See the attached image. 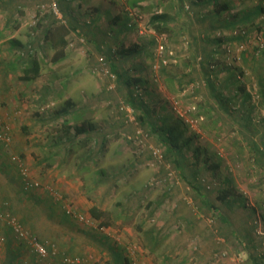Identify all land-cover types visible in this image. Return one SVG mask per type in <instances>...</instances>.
Masks as SVG:
<instances>
[{
	"label": "rangeland",
	"instance_id": "rangeland-1",
	"mask_svg": "<svg viewBox=\"0 0 264 264\" xmlns=\"http://www.w3.org/2000/svg\"><path fill=\"white\" fill-rule=\"evenodd\" d=\"M131 1L0 0V30L5 29L6 37L0 41V68L17 53L7 48L11 39L26 46L31 39L39 42L51 19L72 27L67 55L56 64L51 61L54 50L43 42L37 51L41 69L36 79L17 81V87L13 77L0 76V105L10 106L14 101L19 106L14 108L13 121L6 119L7 110L0 107V126L7 123L12 135L10 145L0 142V211L15 217L46 249L45 256L37 255L29 241L18 238L3 220L0 264H80L75 259L81 264H114V253L127 258L126 264H252L259 263V258L264 264V50L256 51L252 41L245 38L243 48L235 41L226 57L212 54L210 59L195 51L197 40L190 34L192 28L194 35L200 26L206 29L205 16L229 1L230 11L217 15L214 27L195 35L201 42L209 37L208 44L221 49L222 42L215 38L223 31L229 40L237 35L232 33L236 27L253 32L264 12L253 22L236 18L242 10L250 11L264 0H215L214 5L208 0V4L212 2L201 15L185 12L179 0H139L136 7ZM52 2L57 4L58 14L49 7ZM156 13L165 15L161 33L149 22L150 15ZM6 18L8 26L4 25ZM133 22L131 29L120 35L115 32L122 24L130 26ZM107 34L118 38H108ZM105 39L112 46L107 56L118 71L139 80L130 82L129 77L124 82V77L118 88L106 90V76L95 69ZM120 45L124 49L136 46L132 50L135 52L123 57ZM205 47L209 49L210 45ZM239 71L243 76H238ZM260 78L262 88L258 85ZM242 84L244 89H238ZM134 85L141 88L140 99L150 107L155 125L180 128L181 154L161 161L164 166L174 164V184L165 178L164 166L160 168L152 158L146 159L147 150L137 157L135 142L131 145L123 137L131 130L123 123L118 133L107 137L110 158L106 162L97 160L85 172H78L81 179L70 175L73 167H67L64 173L54 161L43 162L44 147L52 139L49 133L62 131L67 138L71 133L68 125L65 129L56 121L33 130L32 116L45 119L69 98L72 108L85 103L87 107L82 110L93 116L96 127L104 128L117 114L118 98L132 93ZM46 92L49 95L40 94ZM248 118L251 123L242 128ZM248 128L256 148L241 134V129ZM83 137L84 133L69 139L74 140L75 153L92 150L90 142L94 138L77 140ZM12 155L17 157L11 160L13 163L9 160ZM21 169L36 186L23 188ZM110 169L117 176L108 181V192L106 183L95 184L94 179ZM129 196L140 200L141 208L136 202L130 222L120 223L125 217L117 218L119 202ZM49 203L55 212L49 209ZM93 205L107 215L91 219L88 209ZM153 208L154 213L148 216L147 211ZM183 211L191 224L183 218ZM108 220L111 225L100 224ZM152 230L159 231L161 239L156 248H148L147 237ZM73 242L75 250L70 252L68 246Z\"/></svg>",
	"mask_w": 264,
	"mask_h": 264
},
{
	"label": "trees",
	"instance_id": "trees-1",
	"mask_svg": "<svg viewBox=\"0 0 264 264\" xmlns=\"http://www.w3.org/2000/svg\"><path fill=\"white\" fill-rule=\"evenodd\" d=\"M138 1L139 0H132L131 1L132 6L136 7L137 5H139ZM179 1H180V3H182L183 9L185 12H187V13H189L190 11L192 13L198 12V10L197 11L194 10L195 6H193V5L198 6L200 4L198 1H196V2H195V0H192L189 2H185L184 0H179ZM164 17H165V15H163L162 13H156V14L150 15L149 22L151 24V27L158 33L163 32L165 29V26L163 24L164 23V21H163ZM116 19H117V16L114 17V20H116ZM51 21H53V22L44 26L43 31L41 32L42 37H40L39 42L37 41V39H35V40L31 39L29 41V45L26 46L23 43H21V41H19L17 39H11V40L9 39L10 40L9 46L7 45V48H9L10 50L13 49V51H15V53L16 52L17 53L14 55L15 58H14V56L13 57L10 56L9 60L5 61L4 70L6 72H8L10 74V76L14 78L15 81L31 82L32 80L36 79L39 76L41 67H40V63L38 61L37 51L39 50V48L42 49L44 41H47L49 46L54 50V53H53L52 59H51L52 64H56V62H59L66 57V55H67L66 47L68 45V41H67L68 32L72 29V27L68 24L60 23L59 21H57L55 19H51ZM241 22L246 23L248 21L242 20ZM8 25H9V23L6 24V26H8ZM134 25H135L134 22L131 23L130 26L127 25L126 23H125V25L122 24L121 27H119L117 30H115V32L118 31L117 34L120 35L126 29H131ZM258 29H259V26L256 24L253 32L258 30ZM235 30L237 31V33H235L237 35L236 36L232 35L233 40H229L226 38L225 34H228L226 31H223L221 34L219 32H217L216 34L217 35L220 34V35L219 36L214 35V36L218 37L215 39H217V41H219V42L221 41L224 46L233 47L235 41H239L238 43H242L245 38L248 39V35H251L253 33L252 31H250L248 29L246 30V28H242V27L234 28L232 30V33ZM3 31H5L4 28L0 30V41L4 40L6 38L5 33H3ZM242 31H243V33H242ZM36 33H38V32H36ZM107 37L112 38V39H116V37L118 38V36H114L113 34L108 35ZM193 39L197 40L198 38L195 37ZM208 41H209V37L204 42L206 44H208V43H210ZM103 42H104V45H101V47H99V57L102 58L104 65L108 67V70L115 75V78L113 80L115 82H114V86L112 89L107 88L109 86L110 79L108 77L104 78L105 84H106V90L113 91L116 88H118V86L122 85L120 83H121V80L124 79V77H126L124 82H127V80L129 81V77H130V82L132 79L134 80V82L139 80V79L133 78L132 76H128V74H127V76L123 75L122 72L118 71L116 63H113V61L107 56L108 50H110V48L112 47L111 44L109 42H107L106 39ZM202 45H204V44L201 41H198L196 43V45H194L195 51L197 53L204 54V56L207 55V57L210 59L212 58V54L215 57H217L218 55L221 57L224 56V53H225L224 50H226V48L223 45H222L223 47L221 49H217L216 46L214 48L209 47V49H208L207 47H202ZM120 47H121L120 53L123 54V57H124V55L125 56L129 55L132 50L136 49V46L130 47V49H124L122 45H120ZM211 48H212V50H214L213 53L211 51ZM202 49H204V50H202ZM255 49H256V51L264 50V48L259 49L256 46H255ZM111 50H112V48H111ZM132 52H135V51H132ZM242 57H243L242 60L245 61L246 58L243 55H242ZM3 63H4V61H3ZM200 65L203 66V63H200ZM239 72L240 73L238 74V76H240V75L243 76V74H241V71H239ZM189 77H191V76H189ZM258 80H259L258 85L261 87L263 82H262L261 78ZM208 84L211 87V84L209 82H208ZM125 85H126V83H125ZM244 87L245 86L242 84L241 86L240 85L238 86V89H244ZM211 90H213V88H211ZM130 92H131V89H130ZM46 95H49V94H46ZM140 98L141 97L134 96L132 93L127 94V97H125V98L124 97L118 98L117 102L115 103V108H116L117 114L115 117H113L112 124H115L116 127H118L120 123H123V124L130 126L131 130L128 133L123 134V137L127 142L129 141L128 143H131V145L134 144L135 139H138V134L135 132L136 131L135 127L138 126L139 128H141V131L143 133L140 136L142 137L141 144H143V146L142 145L136 146V144H135V146H136L135 152L137 154V157L139 154L142 157L144 152L147 150V152H145V154L146 153L148 154V157L146 159H149V160H151V158L153 159V155L151 152V146L154 143H155L154 145H158L161 148L162 159H167V157L170 158V157L174 156V154H176V155L181 154L182 145L179 144L178 141H179L182 133L180 131L179 126L178 125L167 126L165 124H161L160 126L155 125L153 123L154 119H153V115L151 114L150 107L148 105H146L145 103H143V101H141ZM49 103L50 102L47 103L48 106H50ZM123 105H128L133 109V112L135 115L134 121H128L127 120V118L125 116V110L123 108ZM71 106H72V104H71L70 99H67V105H63L64 108L56 109L51 115H49V117L47 116L43 120L50 119L54 122L56 121V124L57 123L59 125L64 124V126H66L65 129H67V125H68V128L70 129V133H71V135L68 136V139L75 138V137H77L80 134L85 132L84 133L85 137L77 138V140L79 139L83 142H87L90 140L89 135L86 133L90 132L91 120L89 118H85V119H82L81 121L77 122L76 119L72 118V116L74 115V112L68 110ZM58 115L61 117H59ZM36 116H37V118H40V117H38L37 114H36ZM59 119H61V121ZM57 120H59V121H57ZM71 120L73 121L72 123L70 122ZM250 123H251L250 118H248L247 122L243 123L244 125L242 126V128L248 127V125ZM0 127L3 128V126H0ZM92 127H93V124H92ZM6 128H7L8 132L11 133L9 131L8 127H6ZM120 130L121 129H119V131ZM249 132H250L249 128H248V130L241 129V134L242 135L244 134V136L246 137V139L250 143V145L256 148L257 147L256 141L253 139V137L251 138V135L249 134ZM121 137H122V134H121ZM152 138L156 139V142L155 141L153 142ZM73 142H74V140H69L70 145H72ZM78 146L83 147L80 145H78ZM93 152L94 151L92 149V150L88 151L86 153V155L90 154V153L92 154ZM95 156H96V154H95ZM91 162L93 163L96 161H95V159H93ZM166 162H167V160H166ZM92 163L89 165H92ZM157 164H160V168H163L162 166H164V163L159 162ZM167 165H169V168H171L174 171V177L172 179H169V175H168L169 168L167 167ZM167 165L164 166V168H163L164 171H166V173H167L165 178L167 180H170V182L175 183L174 180L176 178L177 170H176L173 163L170 162ZM91 168H93V167H91ZM91 168H90V170H91ZM164 171L162 170L163 173H164ZM116 176H117V174L115 175V177ZM100 185H103V184L100 183ZM111 188H112V185H111ZM161 201L162 200H159L157 202L156 207L161 203ZM136 202L139 203L138 208H141V201L134 199L133 196L132 197L129 196L124 201L119 202L120 208L117 211V218L119 219L120 216L125 217V218H123L124 221L121 220L120 223L121 222L122 223L123 222H130V219L132 217L130 215V212L132 210L136 209V207L134 206L136 204ZM154 208H155V206H154ZM154 208H153V211H149V212L147 211L148 216H151L152 213H154ZM148 209H150V208H148ZM150 210H152V209H150ZM88 211H89V215H90L91 219L92 218L101 219L107 215L106 214L107 212H105V210H103L102 208H100L96 205L89 207ZM100 224L106 225V226L111 225V223H109V220L108 221H101ZM158 232L159 231L155 232V230L150 231V236L147 237L148 238L147 243L149 244L148 248H152V247L156 248V247L160 246L161 239H160V235ZM114 254H115L114 264H126L125 261L127 258L120 257L118 253H114Z\"/></svg>",
	"mask_w": 264,
	"mask_h": 264
},
{
	"label": "crops",
	"instance_id": "crops-1",
	"mask_svg": "<svg viewBox=\"0 0 264 264\" xmlns=\"http://www.w3.org/2000/svg\"><path fill=\"white\" fill-rule=\"evenodd\" d=\"M211 2H209V4ZM199 3L200 4L198 6L197 5H193V6H195L194 7V10H196V11L198 10V12L201 15V13L203 11L208 10V9H206L205 6H209V4H208V0H203L202 2H199ZM228 3H229V1H225L223 3H220V5H217L215 11H212L211 12V15L208 14L209 16H205L204 24H207L208 23L206 29L209 28V27L211 29L212 27L215 26L216 23H214V22H215V20L217 18V15H220L221 13H225V12H229L230 11L229 10L230 6L228 5ZM214 4H215V0H213L212 5H214ZM241 12H242V14L240 16L238 15V17L236 18V21H240L241 22L243 20V21L253 22V21H255L262 14L261 12H264V2L262 4L260 3V4L256 5L253 9H250V11H247L246 9H244ZM206 21H207V23H206ZM7 23L10 24V21H9V19L6 18L5 21H4V25H6ZM192 29L190 31V34L193 35V38H195V35L196 34L202 32L203 30H206L205 29V25L200 26L199 29H196L197 33L194 35L192 33ZM30 37L32 38V35ZM198 41H200V40L197 39V42ZM196 43H195V45H196ZM203 44L204 45H202V47H205V46L210 45V47L213 48V45L212 44H206L205 42H203ZM28 45H29V43H28ZM1 63H3V61H1ZM1 75L3 77H5V78L7 76H10V74L4 70V66L2 68H0V76ZM14 83L18 87V84L19 83L17 81H14ZM19 89H21L20 85H19ZM40 94H44L45 96H47L46 95L47 92L46 93H40ZM13 95L15 96V94H13ZM16 97L17 96H15V98ZM38 97H41V95L38 96ZM5 98H6V102L9 103L10 102V99H8L7 97H5ZM12 99H14V98H12ZM67 99H69V98H67ZM67 99L64 100V102H61L60 103L61 106L58 109L64 108L63 105H67ZM14 100H16V99H14ZM70 101H71V104H72V102H73L72 99H70ZM7 105L6 104L3 105V106L0 105V107L7 110V111H5V115H4L6 117V119L13 121L14 115L16 113L15 110L19 106H16V104H15L14 101H12V103H11L10 106H7ZM36 106L37 105L35 103L34 104V107H36ZM86 107L87 106L85 105V103H83V104H81L80 107L78 105H76L75 108L74 107L73 108L70 107L68 110L74 112V115L72 116V118L76 119L77 122H79V121H81L82 119H85V118H89L91 120L90 132H88L86 134H88L89 137L92 136L94 138V139L91 138L92 140L90 142L91 148L94 151L92 154L90 153V154H87L86 155V152H83L82 154H79L78 152L75 153L74 152L75 145H70L69 139L66 136L63 135V132L62 131L59 132V133L58 132H52L51 131L49 134H50V136L52 135V139H50L48 141V145L44 147V151L46 152V155L44 157L43 162L54 161V165L55 166H59V169H60L59 171H63L67 167H68V170H69L71 167H73L72 171H70L69 173H70V175L76 176L77 179H81V177H78L76 174L78 172H80V171L81 172H85L87 170V165L91 164L92 163L91 161L93 159H95L96 162H97V160H99L100 162H104V161L106 162V159H109L110 158V155L107 152V141H108V138L111 136V134L114 135L117 132V130L119 131V129H120V127H116L115 124H112V121H108V123L106 124V126L104 128L103 127H96L95 124H94V121L92 119L93 116L92 115H87L82 110V109H84ZM14 108H16V109H14ZM80 108L84 112V114H82V115H81V112L79 110ZM36 118H37V116H34V117L32 116L31 117V119H33V120L31 122V125L30 126L32 127L33 130H36V129L40 128V126L42 124H45L46 122H48V123L54 122V121H52L50 119H47V120H43L42 119L41 120V119H36ZM59 120L61 121V119H59ZM59 120H57V121H59ZM92 124H93V127H92ZM2 126L8 127V124L5 123V125H2ZM45 126H47V124H45ZM42 127H44V126H42ZM8 129H10V127H8ZM54 135H55V137H54ZM0 142L3 143V141H1V140H0ZM92 142L94 143V145H92ZM3 145L6 146L5 143H3ZM95 154H96V156H95ZM9 160H10L11 163H13L11 161V157H10ZM96 162H93L92 165L97 164ZM15 165H16V163H15ZM118 170L116 172H118ZM63 172L65 173L66 170L63 171ZM63 172H61V173H63ZM100 174H103V175L97 176L94 179V183L95 184H98V183L105 184L106 183L107 184L106 190L109 191L110 189L108 188V181L111 180L112 178L115 179V176L113 175L111 169L110 170H106L105 172L101 171ZM21 179H22V183H23V188H26L25 187V181H24L25 178L22 176V174H21ZM107 196H108V193H106V197ZM47 206L49 207V209L52 212H55V209L52 207V205H50V203L47 204ZM3 212L5 214L8 213V212H5V211H3ZM88 213H89V211H88ZM181 214H182V216H183V218L185 219L186 222L187 221L188 222L191 221V218L188 216V214L186 213V211H183V213H181ZM8 215H10V214H8ZM190 224H191V222H190ZM1 237H3L2 236V233H0V238ZM74 245L75 244L73 242L71 244V246H68V250L70 252L73 251V250H75V248H74L75 246ZM258 260H259V263L257 261H254L252 264H261V258H259Z\"/></svg>",
	"mask_w": 264,
	"mask_h": 264
},
{
	"label": "built area",
	"instance_id": "built-area-1",
	"mask_svg": "<svg viewBox=\"0 0 264 264\" xmlns=\"http://www.w3.org/2000/svg\"><path fill=\"white\" fill-rule=\"evenodd\" d=\"M49 7L53 10V12L55 14H58V7H57V4L55 2H52L51 6H49ZM258 20L259 21L257 22V25L259 26V29L256 30L253 35L248 36V40H251L252 44L254 46L261 49V48H264V15H261ZM234 33H237V31L235 30ZM242 33H243V31H242ZM239 45L241 46V48H243V45L241 43H239L238 46ZM162 47H161V49H162ZM224 47L226 48V50H224V52H225L224 55L230 54L231 53V50H230L231 47L230 46L229 47L224 46ZM161 49L159 51H161ZM95 69H97L104 76H106L110 79V83H109V86L107 88L112 89L114 86V82H115V81H113L115 78V75L108 70L107 66L104 65L102 58H100V57L98 58V67ZM131 90H132V94L134 96L142 97V92H141V88L139 87V85H134ZM123 108L125 110V116H126L127 120L128 121H134L135 115H134L133 109L128 105H123ZM135 130H136L135 132L138 134V139H135V144H136V146H139V145L143 146V144H141L142 137L140 136V135H142L143 132L141 131V128H139L138 126L135 127ZM0 140L3 141V143H5L6 146H8L12 141V135L8 132L6 127L0 128ZM158 147L159 146H153V145L151 146L153 161L155 160L156 161V162L154 161L155 163H159V162L161 163V161H162V155H161L162 153ZM16 159H17V157L15 155L11 156V160H16ZM167 167L169 168V165H167ZM21 174L24 178L26 177L25 172H23L22 169H21ZM168 175H169V179H172L174 177V171L171 168H169ZM164 180H166V179L164 178ZM24 181H25V187L26 188L31 187V186L34 187L37 185L36 182L27 179V177L24 179ZM153 181H154L153 179L150 181L151 184L153 183ZM66 212L69 215H70V213H72L71 211H66ZM78 217L81 218L80 216H78ZM3 220H6L7 223L12 227V230L14 231V233L16 234V236L18 238H20V239L25 238V239H27V241H29V244L33 247V250L35 251V253L37 255H39L41 257L46 255L45 254L46 249L43 245L44 243L39 242L35 237H33V235L30 236L29 233L27 232V230L24 229V227L16 220L15 217L8 215V214H5L2 211H0V231H1V226H2ZM1 239H2V237H1ZM68 261H70V260L68 259ZM75 261L81 264V261L79 259H75Z\"/></svg>",
	"mask_w": 264,
	"mask_h": 264
},
{
	"label": "clouds",
	"instance_id": "clouds-1",
	"mask_svg": "<svg viewBox=\"0 0 264 264\" xmlns=\"http://www.w3.org/2000/svg\"><path fill=\"white\" fill-rule=\"evenodd\" d=\"M132 91V90H131Z\"/></svg>",
	"mask_w": 264,
	"mask_h": 264
}]
</instances>
